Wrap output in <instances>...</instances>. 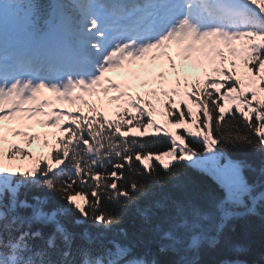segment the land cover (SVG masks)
<instances>
[{
    "label": "snow or ice",
    "instance_id": "obj_1",
    "mask_svg": "<svg viewBox=\"0 0 264 264\" xmlns=\"http://www.w3.org/2000/svg\"><path fill=\"white\" fill-rule=\"evenodd\" d=\"M52 26L68 41L59 56L22 46L24 37ZM237 60L247 71L234 75ZM115 70L117 78L109 75ZM54 100L75 111H53ZM32 124L58 130L43 134L48 150L34 157L7 136L31 147L41 141L40 133L25 131ZM133 124L143 131H132ZM149 127L156 130L149 139H167L170 147L152 151L154 145L141 142ZM229 146L259 153V168L229 158ZM18 155L32 158L30 165L17 163ZM183 163L214 175L223 196L208 206L157 201L154 207L165 212L156 221L151 207L142 210L155 252L108 235L137 194L162 183L157 165L175 176ZM246 168L255 174L251 181ZM102 201L113 209L102 208ZM261 207L264 0L0 2V264H203L202 253L218 248L231 220ZM73 210L78 216L72 223H90L95 233L69 230L62 218ZM243 251L226 247L215 264H248L228 258Z\"/></svg>",
    "mask_w": 264,
    "mask_h": 264
},
{
    "label": "trees",
    "instance_id": "obj_2",
    "mask_svg": "<svg viewBox=\"0 0 264 264\" xmlns=\"http://www.w3.org/2000/svg\"><path fill=\"white\" fill-rule=\"evenodd\" d=\"M40 2L45 6L48 4L47 0H40ZM242 71H247V69L242 63L237 62L234 73L238 74ZM216 78L218 81H223V76H218ZM224 90L225 89H221V91ZM221 103L225 102L221 101ZM192 107L194 112L198 111L196 104H192ZM238 115L239 114H237V116ZM185 119L189 124H191L190 118L186 116ZM68 123H70V121ZM132 126L136 125L133 124ZM196 130L198 129L193 126V131ZM175 131H179L185 135L183 129H175ZM159 135L161 137L163 136V134ZM151 136L153 135L146 134L144 138L138 139H140L141 142L154 145L151 149L152 151H163L166 150L167 147H170V142L167 139L152 140L149 139ZM14 138L22 140V137L8 136V140L14 141L22 147L24 141L18 142L16 140H12ZM52 139V137L49 138L50 143L52 142ZM185 139L189 146L195 147L197 151H202V144L193 141L190 136H186ZM42 146L43 145L39 148L41 151L38 155L42 152H47L48 150L46 147ZM5 147H7V145H5ZM29 151L31 150L29 149ZM227 155L233 160L246 161L254 168H259L261 163L259 153L246 152L230 146L228 147ZM31 159L32 158L27 156L20 157L18 155L16 162L28 166L31 163ZM173 171L177 173L175 176L171 175V173L163 171V169L157 165L156 174L164 178L162 183L151 184L146 193L142 195L137 194L138 199L129 203L127 208L120 213L121 223L114 227L112 232L108 233V235L125 240L126 242L134 245L137 251L143 252L147 249H151L155 252V239L150 225L146 223L144 217L141 215L142 210L151 207L154 213L153 221H156L165 212V209L154 207L157 201H161L169 207H171L173 202L187 201H194L202 206H208L217 199L221 198L224 194V189L221 184L218 182L216 177L208 171L194 167L189 163L177 165ZM244 175L249 179V181L255 178V174L247 168L244 170ZM150 180L151 178H147L145 182H149ZM39 194L46 195L47 193L39 192ZM53 202L68 207L66 202L59 200L58 198H55ZM113 207L114 206L109 204L107 201H102V208L111 210ZM235 210L240 213L245 211L243 208H237ZM76 216H78V213L73 210L69 217L62 218L67 224L69 230L80 233L83 229L87 228L95 233L96 229H94L90 223L81 225L73 224L72 220ZM118 229H123V232L126 235L120 234ZM77 242H80L79 239H77ZM232 245H238L243 248L244 251L240 253L238 257L235 254L227 253L228 258H239L247 261L248 264H264V207L258 208L256 215H242L231 220L228 227L225 229L224 238L221 240V244L218 248L214 250L205 249L202 253L203 264H215L216 261L223 259L226 255V247H230ZM160 259H167V257L161 256Z\"/></svg>",
    "mask_w": 264,
    "mask_h": 264
},
{
    "label": "rangeland",
    "instance_id": "obj_3",
    "mask_svg": "<svg viewBox=\"0 0 264 264\" xmlns=\"http://www.w3.org/2000/svg\"><path fill=\"white\" fill-rule=\"evenodd\" d=\"M154 118L156 119L157 123H160L161 125H164V117L154 114ZM169 119H170V117H169ZM166 127L171 129L172 125H166ZM32 131L33 132H39V131H41V129L36 128V129H34ZM132 131H143V129H138L137 127H133ZM155 132H156V130L154 128L149 127L147 129V131H146V134H155ZM177 132H178V134L183 135L181 132H179V131H177ZM161 133H163V132H161ZM31 145L34 146L35 144L32 142ZM165 159H167V158H165Z\"/></svg>",
    "mask_w": 264,
    "mask_h": 264
}]
</instances>
